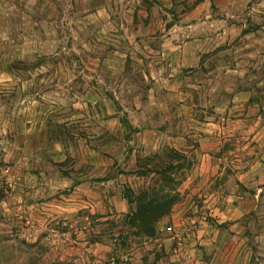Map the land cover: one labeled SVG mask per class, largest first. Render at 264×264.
I'll list each match as a JSON object with an SVG mask.
<instances>
[{
  "label": "rangeland",
  "instance_id": "rangeland-1",
  "mask_svg": "<svg viewBox=\"0 0 264 264\" xmlns=\"http://www.w3.org/2000/svg\"><path fill=\"white\" fill-rule=\"evenodd\" d=\"M132 18L139 23L137 28L141 27L139 37L148 43H155L159 35L161 26L156 21L168 19V25L176 24L175 43L183 44V51L173 58L176 65L172 73L176 75L170 81L148 83L132 77L123 82L119 64L125 57L114 48L135 43ZM112 19L115 24H107ZM135 58L134 54L131 59ZM96 59L112 60L113 67L87 66ZM185 62L190 65L184 71L191 69L188 74L194 78L179 77ZM94 69H108L112 78L105 81L100 77L96 82L91 77ZM57 73L65 78L58 92L52 79L40 82L37 78ZM29 78L32 83L27 82ZM33 88V92L43 94L39 105L61 112L63 121L52 129L51 138L67 141L85 133L79 125L82 116L76 115L84 108L105 109L111 112V118H117L111 121L121 129L108 136L111 144L122 142L109 149L113 173L120 170L125 174L123 193L134 205L126 221L120 220L113 227V237L119 238L115 245L128 256L125 262L191 264L193 261L176 256L177 242L165 227L172 223L180 229L188 227L182 218L172 216L175 212L182 214L186 203L192 212L199 205L201 197L193 194V187L189 183L186 187V182L198 168L197 148L206 137V131L200 128L208 122H223L227 154H238L236 157L241 159L248 155L251 159L254 151L257 172L264 170V112L257 105L255 115L249 117L246 108L238 109L236 105L238 99L246 101L249 90L254 92L256 103H264V0H0L2 123L10 116L17 118L18 112L23 116L26 108L34 106L33 98L23 94ZM179 91L189 95L176 96ZM215 91L222 93L218 102L223 104L218 106L224 107L217 109L221 110L217 115L215 98L210 96ZM153 93L160 96L154 97ZM180 102L193 107L178 108ZM176 110L178 113H174ZM254 121L255 148L251 144L247 148V132H242L241 126ZM178 123L192 125L195 137L185 147L176 148L170 135ZM22 130L16 131H20L21 139ZM180 131L181 136L186 132ZM214 142L224 145L216 138ZM243 165L247 163L225 164L230 174H236ZM189 181L199 186L203 180ZM209 221H214L213 226L217 224L216 220ZM256 240L239 243L230 239L221 248L190 239L182 248L194 261L200 254L211 264H254L257 257V262L264 264V241ZM137 254L140 259L135 262ZM115 259L123 261L118 255Z\"/></svg>",
  "mask_w": 264,
  "mask_h": 264
},
{
  "label": "crops",
  "instance_id": "crops-1",
  "mask_svg": "<svg viewBox=\"0 0 264 264\" xmlns=\"http://www.w3.org/2000/svg\"><path fill=\"white\" fill-rule=\"evenodd\" d=\"M163 21H156L161 26L156 42L148 43L139 37V23L131 19L135 43L114 48L125 57L119 64L122 67L121 77L125 80L123 82L132 77L148 83L170 81L176 75L172 73L176 65L173 58L183 51V44L175 43L173 29L176 24L168 25V19ZM107 24H115V20ZM134 54L136 61L131 59ZM96 60L89 61L87 66L101 68L106 64L113 67L112 60ZM189 65L185 62L181 66L179 77L183 80L194 78L188 74L191 69L184 71ZM98 70H95L96 76L91 73L96 82L112 78L108 69H103L106 71L103 74L102 70ZM37 78L40 82L52 79L56 92L57 87H64L63 74ZM27 82L32 83V78ZM95 90L96 87L93 93H96ZM33 91L35 88L23 91L27 98L34 100V106L26 108L23 116L18 112L17 118L10 116L3 123L0 119V264H128L124 260L128 256L119 252L121 246L118 248L115 245L118 236L113 237V227L118 226L120 220L126 221L134 209L133 203L123 193V182L127 181L125 174L120 170L113 173L112 150L109 149L122 142L111 144L108 136L115 129H121L116 122L111 121L117 118H111V112L105 109L84 108L77 111L76 115L82 116L79 125L86 129V134L73 136L67 141L57 136L51 138L52 129H57L63 121L61 112L47 110L39 105L37 102L41 104L43 94ZM29 94L32 96L28 97ZM180 94L189 95L186 91L175 93L176 96ZM220 94L217 91L210 94L216 101V115L221 111L217 109H224L222 105L218 106L223 104L222 101L218 102L222 98ZM135 96L139 97L138 92ZM153 96L158 98L160 94L156 96L153 93ZM254 97V92L249 90L246 101L237 100L238 109L246 108L249 117L255 115L259 107L264 112V103L261 106ZM180 105L187 110L193 107L187 102H180L178 108ZM2 106L12 110L6 103ZM2 106L1 109H4ZM16 125L23 129L22 139L18 137L20 131L16 132ZM182 125L178 123L171 129V143L176 148L185 147L195 137L192 125ZM241 127L242 132H247L246 147L249 148L251 144L255 148L256 122ZM261 128L264 131V123ZM200 129L206 131V137L205 140L201 139L197 148L198 168L188 177L186 187L188 183L191 184V192L201 197V207L197 205L196 212H192L185 202L181 209L183 213L175 212L172 217L182 218L183 224H189V228L196 227L191 240L206 244L207 247L211 244L210 247L223 248L230 239L232 242L249 243L256 238L262 243L264 170L257 172L255 152L251 159L248 155L243 159L238 158V154L230 157L225 151L227 135L223 122H208L205 128L203 126ZM180 130L186 132L181 136ZM215 138L219 142L224 141V145H215ZM230 161L233 164L246 162L247 165H243V169L236 174H230L225 166ZM226 174L228 177L223 180ZM190 178L203 181L195 186L193 182L190 183ZM228 178L232 181L225 182ZM209 220H216L217 224L213 226L214 221ZM176 249V256L193 261L191 264H211L207 257L198 254L201 257L194 261L183 252L185 248ZM115 255L123 261H116ZM139 259L137 254L134 260L137 262ZM258 260L257 257L254 264H263L258 263Z\"/></svg>",
  "mask_w": 264,
  "mask_h": 264
},
{
  "label": "built area",
  "instance_id": "built-area-1",
  "mask_svg": "<svg viewBox=\"0 0 264 264\" xmlns=\"http://www.w3.org/2000/svg\"><path fill=\"white\" fill-rule=\"evenodd\" d=\"M166 231L172 235V238L176 240L177 247L176 248H182V245H185L188 240L192 238L191 234L196 231V227L192 228H177L175 224H169L166 227Z\"/></svg>",
  "mask_w": 264,
  "mask_h": 264
}]
</instances>
